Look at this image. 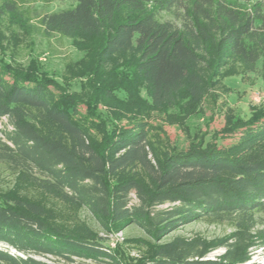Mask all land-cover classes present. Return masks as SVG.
<instances>
[{
    "label": "trees",
    "instance_id": "trees-1",
    "mask_svg": "<svg viewBox=\"0 0 264 264\" xmlns=\"http://www.w3.org/2000/svg\"><path fill=\"white\" fill-rule=\"evenodd\" d=\"M74 1L40 18L42 34L100 40L97 65L126 67L129 85L144 88L158 111L200 105L231 64L264 76V0ZM22 15L19 0H0V20L23 26ZM11 63L0 56V120L12 126L0 136V161L15 187L37 193L0 196V264H51L37 256L126 264L101 233L131 225L153 242L137 264H245L264 248V114L227 146L202 139L182 150L148 118L110 126L93 109L84 113L80 97ZM49 199L87 209L95 227L64 221ZM203 219L234 232L228 241L163 242ZM224 245V254L207 258Z\"/></svg>",
    "mask_w": 264,
    "mask_h": 264
},
{
    "label": "rangeland",
    "instance_id": "rangeland-1",
    "mask_svg": "<svg viewBox=\"0 0 264 264\" xmlns=\"http://www.w3.org/2000/svg\"><path fill=\"white\" fill-rule=\"evenodd\" d=\"M75 3L74 0H55L48 4L42 0H19L23 15L18 19L23 26L12 23L9 17L0 20V44H3L0 56L12 62L22 74L43 80L59 88L62 93L80 97L83 101L80 109L84 113L89 108L93 109L100 117L98 121L119 126L132 118H148L152 124L161 126L172 143L182 150H186L193 141L202 139L205 145L227 146L239 135V130L264 114V76L260 72L242 75L234 64L218 79L210 97L200 105H181L164 111L153 109L147 91L134 84L129 85L132 82L126 67L105 68L97 65L100 40H79L60 35L47 38L42 34L40 18L44 14L69 8ZM120 80H124L122 84H128L130 93L119 90ZM11 129L8 118L0 120L2 138L3 132ZM15 177L14 172L0 161V196L9 190H19L27 196L37 193L32 187H15ZM132 196L135 200L134 193ZM48 203L64 221L78 219L95 227L87 209L73 208L54 199H49ZM119 232L111 233L112 236L106 232L101 235L126 264H137L151 254L153 242L144 230L131 225L122 231L123 239L116 235ZM233 232L228 222L203 219L179 228L166 236L163 242L176 236L187 239L200 237L209 241L225 238L228 241L226 238ZM226 249L227 245L221 246L210 252L207 258L214 259L224 254ZM37 258L51 264L68 263L54 257ZM85 263L112 264L110 260ZM245 264H264V248L254 250Z\"/></svg>",
    "mask_w": 264,
    "mask_h": 264
},
{
    "label": "built area",
    "instance_id": "built-area-1",
    "mask_svg": "<svg viewBox=\"0 0 264 264\" xmlns=\"http://www.w3.org/2000/svg\"><path fill=\"white\" fill-rule=\"evenodd\" d=\"M111 236L113 235V234H111V233H109ZM109 234H107V235H109ZM116 235H118V237L119 238H122L123 239V232L122 231H120L119 233H117ZM106 237H108V236H106ZM16 252V250H14V249H12V253H15Z\"/></svg>",
    "mask_w": 264,
    "mask_h": 264
}]
</instances>
